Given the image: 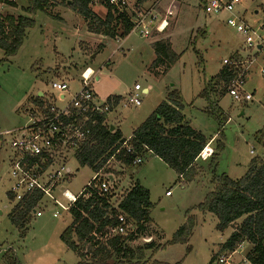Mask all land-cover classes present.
Segmentation results:
<instances>
[{
  "label": "rangeland",
  "instance_id": "obj_1",
  "mask_svg": "<svg viewBox=\"0 0 264 264\" xmlns=\"http://www.w3.org/2000/svg\"><path fill=\"white\" fill-rule=\"evenodd\" d=\"M14 1L15 9L8 5L0 7L2 16L22 14L25 0ZM129 1L132 3L127 13L131 14L136 0ZM204 4L205 0H147L142 4L143 8H154L159 19H165L167 23L163 33L142 38L132 32L125 39L115 40H96L98 37L88 35L86 22L66 5L60 4L52 9V13L64 21L37 12L31 16L34 25L26 31L16 55L1 61L3 54L0 50V133L20 129L26 124V109L31 108V102L39 93L47 102L55 99L57 93L50 89L54 81L66 82L69 90L65 95L67 102L80 88V75L89 68L95 74L91 89L100 103L113 95L122 98L121 105L113 107L109 116L117 118L115 123L120 125L125 139L158 104L165 101L170 92L176 91L184 107L185 119L208 140L205 147L213 153L217 141L222 142L223 149L218 154L216 166L210 164V157L205 161L199 159L192 183L178 179L175 172L152 153L144 154L142 162L136 166L120 168L114 159L108 162L109 173L117 179L109 197L110 205L117 207L136 182L148 189L152 206L146 228L162 246L171 240L187 218L193 219L192 233L186 245H166L156 251L148 250L143 264H152L153 261L216 264L220 247L232 233L234 225L219 232L216 218L210 213L199 212L196 207L213 190L211 180L214 173L237 180L245 174L252 159L264 160V150L256 139L257 134L261 138L264 135V78L258 74L264 51L250 67V80L245 85L246 91L253 96L252 101L235 102L227 92L216 99L217 108L226 120L220 139L218 122L204 112L209 103L200 97V93L222 69L223 60L237 54L248 59L253 52L245 49L244 38L226 24L228 16L225 13L208 15L204 12ZM91 8L104 18L106 10L99 2ZM236 12L249 26L264 25V0H241ZM260 34L264 35V30ZM160 38L169 40L178 59L165 74L154 77L148 71L154 59L151 44ZM134 85L148 90L142 95L137 93L141 101L138 107L128 101L135 94ZM55 104L63 106L65 103ZM9 141L8 136L0 139V264L7 252L13 253L20 264H77V255L66 250L59 239L71 222L68 212L58 211V216L53 217L57 209L47 204L46 208L37 209L40 217L31 215L23 230L11 224L9 214L14 204L7 196L12 156ZM66 161L72 177L64 183V190L76 197L94 173L89 168L79 167L71 154H67ZM166 192L170 195L166 196ZM56 196L63 203L60 193ZM130 225L133 228V223ZM150 238V235L142 236L130 247H141ZM187 248H190L189 252ZM250 249L251 245L246 242L237 247L231 258L232 264H249L245 257Z\"/></svg>",
  "mask_w": 264,
  "mask_h": 264
},
{
  "label": "trees",
  "instance_id": "obj_2",
  "mask_svg": "<svg viewBox=\"0 0 264 264\" xmlns=\"http://www.w3.org/2000/svg\"><path fill=\"white\" fill-rule=\"evenodd\" d=\"M56 0H25L26 7L22 14L14 17L0 14V50L5 61L13 57L21 47L26 31L34 25L31 16L37 12L53 17L51 9ZM147 0H136V5H142ZM6 5L15 7L10 0L3 1ZM61 4L87 24V31L109 39H125L132 30L130 16L125 10L108 4V0H63ZM99 2L105 7L104 18L98 17L92 11V5ZM154 59L148 71L154 76L165 74L178 57L171 50L168 39H157L151 44ZM87 69V68H86ZM234 77V71L223 66L200 93V97L209 103L204 112L209 113L218 122L217 135L222 136L223 120L221 111L217 108L216 99L225 95L226 89ZM214 100H213V99ZM121 98L108 97L106 101L116 107ZM211 101V102H210ZM42 109L46 103L36 97L32 103ZM184 107L176 91L170 92L153 112L132 133L129 145L130 155L125 154L121 146L124 138L118 130L111 131L103 125L106 115L98 118L93 129L92 139L73 155L81 168H89L93 173L102 171L109 173L108 162L114 159L122 167L132 165L136 157L152 153L168 168L173 170L178 178L192 182L196 177L195 167L199 155L208 140L201 132L193 129L182 114ZM221 139V138H220ZM256 139L264 150V135ZM223 149L221 141H217L215 149L209 158L212 166H216L218 154ZM210 191L204 200L196 207L201 213H210L216 220V230L225 231L234 225L232 233L221 245L219 253L233 252L244 242L251 245L245 259L249 264H264V160L252 159L245 174L232 180L226 174H213ZM86 195V196H85ZM9 201L12 196L7 194ZM110 195H100L88 191L79 197L70 207L68 213L70 224L61 233L59 239L63 245L72 251L79 261L77 264H143L145 252L157 250L166 245H186L193 229V219L187 218L172 235L171 240L163 246L155 247L151 241L141 247H130V244L142 236H149L146 224L149 222L151 209L150 194L138 182L127 191L118 204L119 212L124 215L128 224L133 223V230L125 236L104 238L108 228L117 225L118 211L110 203ZM42 199L40 193L13 206L9 220L11 224L23 230L28 223L36 204ZM240 221V223H237ZM236 224V225H235ZM190 248H187V252ZM213 262V259H212ZM2 264H20L13 253H6ZM152 264H164L153 261ZM179 264V263H176Z\"/></svg>",
  "mask_w": 264,
  "mask_h": 264
},
{
  "label": "built area",
  "instance_id": "obj_3",
  "mask_svg": "<svg viewBox=\"0 0 264 264\" xmlns=\"http://www.w3.org/2000/svg\"><path fill=\"white\" fill-rule=\"evenodd\" d=\"M131 3L129 0H108V4L126 12ZM240 3L241 0H205L204 12L214 16L225 13L228 16L226 24L244 38L245 49L253 52L248 59H243L237 54L234 58L222 61L224 66L234 71V77L226 89L227 96L235 102L247 103L252 101L253 96L246 91L245 85L250 80V67L256 63L264 51V35L260 34L264 30V25L249 26L236 12V7ZM131 10V14L130 12L128 14L133 25L130 33L135 32L142 38H148L153 33H162L165 30L167 23L165 19H159L158 12L154 8L135 5V9L133 7ZM88 71L90 73H87ZM258 74L264 78V55ZM94 76L92 70L85 69L80 75L79 90L70 95L67 102H65V95L69 90L66 82H52L50 89L57 93L55 99L50 102L44 101L46 105L42 109L34 105L27 109V122L22 128L0 133L1 140L4 136L10 137L9 143L12 150L7 194L12 196L11 203L16 205L31 195L40 193L42 199L32 211V214L37 217L41 216L37 209L46 208L47 204L57 209L53 214V217H57L58 211L68 212L78 198L88 191H95L100 195H110L113 191L111 174H104L102 171L94 173L78 196H71L64 190V183L72 177V171L66 161L67 154L73 156L92 139L98 118L106 115L112 108V104L107 101L100 103L94 95L91 89ZM133 92L135 94L130 96L128 101L138 107L141 101L137 93L142 95L146 92L139 85H134ZM55 102L65 104L56 106ZM129 140L130 138L124 140L121 146L127 155L132 153ZM211 154L212 150L205 147L198 158L205 161ZM141 162L142 157H136L132 165L136 166ZM119 167L122 166L119 164ZM56 193H60L59 197L64 204L59 202ZM165 195L169 196L170 193L166 192ZM113 208L119 213L117 225L114 228H108L104 238L125 236L128 233L126 218L119 212L118 205ZM236 250L218 253L215 263L232 264L231 258L237 252Z\"/></svg>",
  "mask_w": 264,
  "mask_h": 264
},
{
  "label": "crops",
  "instance_id": "obj_4",
  "mask_svg": "<svg viewBox=\"0 0 264 264\" xmlns=\"http://www.w3.org/2000/svg\"><path fill=\"white\" fill-rule=\"evenodd\" d=\"M4 0H0V7H4V5L6 6V4L3 2ZM10 1H12V2H14L15 3V1L14 0H10ZM61 0H56L55 1V7H53L52 9H54V8H56V6L58 5H60L61 3ZM132 2V1H131ZM7 7H9V8H11V9H15L16 8V3H15V7H11V6H7ZM52 9H51V14H52V16L54 17V19H59L60 21H64V20H62V18L60 17V16H58V18L56 17L57 15L56 14H54V13H52ZM67 10V9H66ZM76 16V15H75ZM98 16V15H97ZM78 17V16H77ZM99 17V16H98ZM101 18V17H100ZM87 32V31H86ZM163 33V32H162ZM162 33H158V34H162ZM87 34L88 35H91V36H95V37H98V39H96V40H100V39H102V38H107V37H104V36H100V35H95V34H91V33H89V32H87ZM86 34V35H87ZM87 37V36H86ZM89 38V37H88ZM94 38V37H93ZM145 92L147 93L148 92V90L146 89L145 90ZM113 96H116V95H113ZM113 96H109V97H113ZM38 97L39 98H42L43 99V101H46L45 99H44V95L42 94V93H39L38 94ZM120 97V96H119ZM121 98V97H120ZM107 99V98H106ZM32 101V100H31ZM121 101H122V98H121V100L119 101V103L117 104V108L121 105L120 103H121ZM33 103V101L31 102V104ZM33 105V104H32ZM112 108H113V106H112ZM111 108V110H110V112H108L107 114H106V116H105V119H104V122H103V125H106V126H108L109 128H110V130L111 131H113V130H118L120 133H121V135H122V131H121V129H120V125L119 124H116L115 122L117 121V118H111L109 115H110V113L112 112V109ZM27 110V109H26ZM203 111V110H202ZM153 112V111H152ZM144 122V121H143ZM142 123V122H141ZM140 123V124H141ZM138 127V126H137ZM136 127V128H137ZM135 128V129H136ZM135 129H132V133H133V131L135 130ZM132 133H131V135H132ZM122 137L124 138V136L122 135ZM131 137V136H130ZM129 137V138H130ZM128 138V139H129ZM125 139V138H124ZM126 140V139H125ZM212 140V139H211ZM111 160H113V159H111ZM110 160V161H111ZM109 161V162H110ZM198 163V162H197ZM111 179L113 180V184H114V182L117 180V179H115V177L113 176V174H111ZM178 179H180V180H182V181H184L182 178H178ZM119 180V179H118ZM194 182V181H193ZM190 183H192V182H190ZM113 184H112V186H113ZM148 190V189H147ZM149 191V190H148ZM112 205V204H111ZM131 225L129 224V228L131 229L132 228V226L130 227ZM128 228V229H129ZM133 230V228L130 230V231H132ZM129 232V231H128ZM150 240L149 241H146V243H149V242H153L154 243V245H155V247H157V246H162V244L160 243V242H158V241H155V239H157V238H155L154 237V235L152 234V232H150ZM155 238V239H154ZM142 241H145V240H142ZM135 242V241H134ZM133 242V243H134ZM66 248V247H65ZM66 250H68L67 248H66ZM151 251V250H150ZM156 251V250H155Z\"/></svg>",
  "mask_w": 264,
  "mask_h": 264
},
{
  "label": "bare ground",
  "instance_id": "obj_5",
  "mask_svg": "<svg viewBox=\"0 0 264 264\" xmlns=\"http://www.w3.org/2000/svg\"><path fill=\"white\" fill-rule=\"evenodd\" d=\"M87 73H90L89 71Z\"/></svg>",
  "mask_w": 264,
  "mask_h": 264
}]
</instances>
